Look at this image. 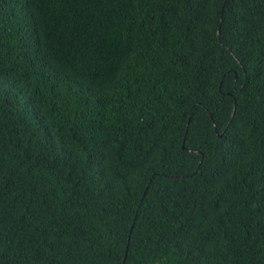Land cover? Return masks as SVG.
Segmentation results:
<instances>
[{"label":"trees","instance_id":"16d2710c","mask_svg":"<svg viewBox=\"0 0 264 264\" xmlns=\"http://www.w3.org/2000/svg\"><path fill=\"white\" fill-rule=\"evenodd\" d=\"M0 264H264V0H0Z\"/></svg>","mask_w":264,"mask_h":264}]
</instances>
